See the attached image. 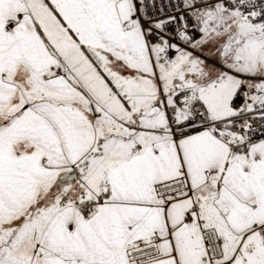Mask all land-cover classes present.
Returning a JSON list of instances; mask_svg holds the SVG:
<instances>
[{
    "label": "snow or ice",
    "instance_id": "obj_1",
    "mask_svg": "<svg viewBox=\"0 0 264 264\" xmlns=\"http://www.w3.org/2000/svg\"><path fill=\"white\" fill-rule=\"evenodd\" d=\"M0 264H264V0H0Z\"/></svg>",
    "mask_w": 264,
    "mask_h": 264
}]
</instances>
